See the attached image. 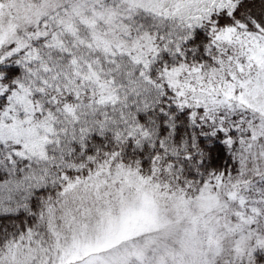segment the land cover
I'll use <instances>...</instances> for the list:
<instances>
[{
	"label": "snow or ice",
	"instance_id": "snow-or-ice-1",
	"mask_svg": "<svg viewBox=\"0 0 264 264\" xmlns=\"http://www.w3.org/2000/svg\"><path fill=\"white\" fill-rule=\"evenodd\" d=\"M0 264H264V0H0Z\"/></svg>",
	"mask_w": 264,
	"mask_h": 264
}]
</instances>
